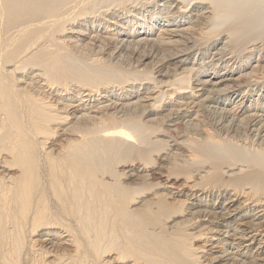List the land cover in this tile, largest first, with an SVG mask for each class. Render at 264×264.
<instances>
[{"label": "bare ground", "instance_id": "6f19581e", "mask_svg": "<svg viewBox=\"0 0 264 264\" xmlns=\"http://www.w3.org/2000/svg\"><path fill=\"white\" fill-rule=\"evenodd\" d=\"M0 264H264V0H0Z\"/></svg>", "mask_w": 264, "mask_h": 264}, {"label": "rangeland", "instance_id": "374dc122", "mask_svg": "<svg viewBox=\"0 0 264 264\" xmlns=\"http://www.w3.org/2000/svg\"><path fill=\"white\" fill-rule=\"evenodd\" d=\"M196 244H198V245H199V244H200V242H198V241H197V242H196Z\"/></svg>", "mask_w": 264, "mask_h": 264}]
</instances>
